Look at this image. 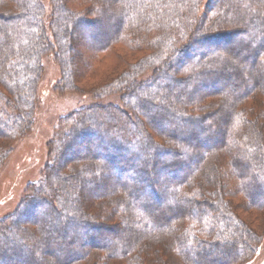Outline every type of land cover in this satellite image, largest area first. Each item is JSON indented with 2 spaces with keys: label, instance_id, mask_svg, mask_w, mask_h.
Wrapping results in <instances>:
<instances>
[{
  "label": "trees",
  "instance_id": "trees-1",
  "mask_svg": "<svg viewBox=\"0 0 264 264\" xmlns=\"http://www.w3.org/2000/svg\"><path fill=\"white\" fill-rule=\"evenodd\" d=\"M201 1L52 0L62 90L98 78L93 58L114 46L140 56L116 57L96 80L129 111L95 107L66 120L44 185L28 187L0 222V264L254 257L264 234V0L210 1L197 18ZM42 11L39 0H0V167L31 125L51 49ZM207 25L243 27V37L212 48L227 37L205 36Z\"/></svg>",
  "mask_w": 264,
  "mask_h": 264
},
{
  "label": "rangeland",
  "instance_id": "rangeland-1",
  "mask_svg": "<svg viewBox=\"0 0 264 264\" xmlns=\"http://www.w3.org/2000/svg\"><path fill=\"white\" fill-rule=\"evenodd\" d=\"M39 1L43 6L42 22L46 28L51 49L40 58L41 73L35 88V105L31 117V125L25 133L11 143V151L0 167V222L12 216L19 209L28 187H42L44 185L45 172L55 161V154L68 131L66 120L70 116L83 109L105 108L111 105L121 110L129 111L126 102L122 100L120 94H104V87L103 89H96L95 86L98 82L96 80L102 74H105L107 68L115 62L116 57H124L127 60L134 61L140 56L128 53V48L125 45L114 46L112 49L114 53L105 57L101 63L98 62L101 61L102 54L99 55V58L97 56L93 58L92 64L95 68V73L93 74L98 78L80 81L75 86L77 88L75 90H62L60 87L62 70L55 57L56 43L53 42L52 28L50 27L53 11L52 0ZM210 1L212 4L214 2L215 5H219V8L223 6V2L220 0H202L197 18H200L199 15L206 12V6ZM233 29L236 33H233L234 31L230 32ZM243 29V27L233 26H228L224 29L216 27L214 29L207 25L204 27L202 34L211 37L216 32H219L223 34V37L227 38H223L219 42H211L212 48H221L223 46L231 48L241 41L243 36L239 35V33L241 34ZM221 31L229 32V37L225 36ZM196 52H200V50L196 49ZM148 74L150 72H147L144 78H147ZM242 74L245 79L250 77V72ZM109 79V75H107L105 80L108 81ZM0 108L2 110L6 109V103L1 102ZM100 111L104 113V110ZM8 112L11 113L12 110L9 109ZM76 166H80L79 162L74 164V167ZM156 192L158 197L163 194V190L160 187ZM261 219L264 221V216ZM10 252L15 253L13 251ZM245 264H264V234L254 257Z\"/></svg>",
  "mask_w": 264,
  "mask_h": 264
}]
</instances>
